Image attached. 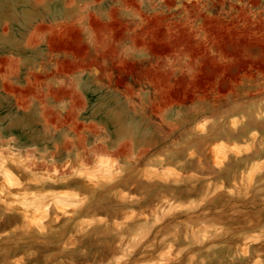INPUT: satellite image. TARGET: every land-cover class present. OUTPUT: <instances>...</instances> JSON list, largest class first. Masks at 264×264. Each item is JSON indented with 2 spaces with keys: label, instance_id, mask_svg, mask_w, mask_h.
Returning <instances> with one entry per match:
<instances>
[{
  "label": "rangeland",
  "instance_id": "374dc122",
  "mask_svg": "<svg viewBox=\"0 0 264 264\" xmlns=\"http://www.w3.org/2000/svg\"><path fill=\"white\" fill-rule=\"evenodd\" d=\"M0 153V264H264V0H0Z\"/></svg>",
  "mask_w": 264,
  "mask_h": 264
},
{
  "label": "bare ground",
  "instance_id": "6f19581e",
  "mask_svg": "<svg viewBox=\"0 0 264 264\" xmlns=\"http://www.w3.org/2000/svg\"><path fill=\"white\" fill-rule=\"evenodd\" d=\"M106 162H107V160H101L100 161V165L102 166V168L105 166ZM100 171H102L101 168H100ZM101 174H102L103 177H106V176H109L110 175V173H107V172H105V173L104 172H101ZM0 175L3 176L5 178V180L8 181V182H10V183L15 182V180H14L13 176L11 175L10 171L5 166V160L2 158L1 153H0ZM102 180H104V179H102ZM67 194H69V193H67ZM71 195H74V194H71ZM71 195H69V196H71ZM62 197H65L64 194H63ZM63 200H61L60 197H58L57 200H56V202H55V204L57 206H61V205L65 204V202H64L65 200L64 201Z\"/></svg>",
  "mask_w": 264,
  "mask_h": 264
}]
</instances>
